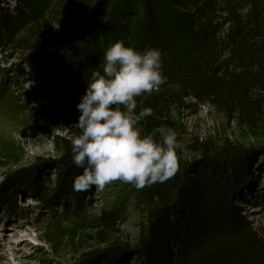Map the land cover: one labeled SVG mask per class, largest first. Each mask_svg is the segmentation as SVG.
<instances>
[{"label":"trees","instance_id":"1","mask_svg":"<svg viewBox=\"0 0 264 264\" xmlns=\"http://www.w3.org/2000/svg\"><path fill=\"white\" fill-rule=\"evenodd\" d=\"M74 1L87 7L85 17L70 16L56 8L42 14L33 0H20L27 11L21 6L11 15L0 10V38L4 35L13 41L18 36L17 43L30 40L36 45L72 44L77 50L71 67L61 62L55 66V87L61 101L57 113L78 120L77 104L91 73L101 70L102 48L112 41L131 45L135 36L140 51L159 49L163 57L175 58L192 72L188 86L167 84L159 92L136 97L137 113L146 107L153 109V115L138 125L142 136L162 125L178 131L167 110L181 104L184 95L233 110L246 126L260 123L264 106V0ZM111 10L117 18L110 16ZM215 153L204 149L194 163L178 166L167 182L136 190V196L149 207V217L133 250V260L123 264H264L263 240L234 206L243 171L233 158L238 152L227 145L220 152L226 155L224 159ZM62 165L60 188L75 204L70 210L64 203L65 211L80 212L83 192L73 190V181L82 169L73 161L62 160ZM18 189L12 191L13 197Z\"/></svg>","mask_w":264,"mask_h":264},{"label":"rangeland","instance_id":"2","mask_svg":"<svg viewBox=\"0 0 264 264\" xmlns=\"http://www.w3.org/2000/svg\"><path fill=\"white\" fill-rule=\"evenodd\" d=\"M33 1L42 14L55 8L77 18L88 14L87 7L74 0ZM19 6L20 0H0V10L9 15L16 13ZM21 9L27 11L25 6ZM110 13L118 17L113 10ZM29 20L27 24L31 23ZM2 37L0 264H123L133 260L149 207L136 196L137 189L131 184L117 180L102 190L93 187L81 196L82 211H65L64 203L70 210L75 204L60 188L62 160L73 161L71 139L80 131L73 127L78 120L57 113L61 101L55 87V66L61 62L71 67L77 50L72 44L36 45L30 40L17 43L18 36L13 41ZM137 40L133 36L127 46L140 51ZM112 44L113 41L102 48L104 54ZM162 59L165 85L191 83L192 72L173 57ZM262 110L260 123L249 127L240 122L233 110L184 95L182 103L168 109L167 114L179 127L178 166L194 163L204 149L215 150L221 160L226 157L220 155L222 148H236L238 154L233 158L240 165L238 170L243 171L234 206L264 242V106ZM15 188L19 189L13 197ZM251 202L255 203L249 205ZM122 248L129 253H121ZM112 250L116 253L109 255Z\"/></svg>","mask_w":264,"mask_h":264},{"label":"clouds","instance_id":"3","mask_svg":"<svg viewBox=\"0 0 264 264\" xmlns=\"http://www.w3.org/2000/svg\"><path fill=\"white\" fill-rule=\"evenodd\" d=\"M166 83L159 49L141 52L123 41L106 49L101 70L91 73L77 104L73 127L80 134L71 139V151L82 173L73 181L74 191L102 190L117 180L141 190L174 177L176 132L162 125L142 136L138 125L153 109L135 111L136 97L159 92Z\"/></svg>","mask_w":264,"mask_h":264},{"label":"water","instance_id":"4","mask_svg":"<svg viewBox=\"0 0 264 264\" xmlns=\"http://www.w3.org/2000/svg\"><path fill=\"white\" fill-rule=\"evenodd\" d=\"M114 251H115V250H112V252H114ZM115 252H116V251H115ZM121 253L126 254V253H127V249H126V248H122Z\"/></svg>","mask_w":264,"mask_h":264}]
</instances>
